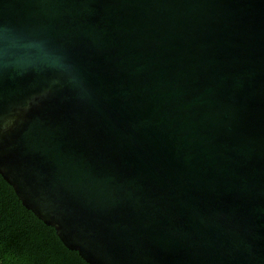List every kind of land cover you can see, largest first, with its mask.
<instances>
[{
    "label": "water",
    "instance_id": "95a60500",
    "mask_svg": "<svg viewBox=\"0 0 264 264\" xmlns=\"http://www.w3.org/2000/svg\"><path fill=\"white\" fill-rule=\"evenodd\" d=\"M0 176L87 264H264V0H0Z\"/></svg>",
    "mask_w": 264,
    "mask_h": 264
},
{
    "label": "trees",
    "instance_id": "16d2710c",
    "mask_svg": "<svg viewBox=\"0 0 264 264\" xmlns=\"http://www.w3.org/2000/svg\"><path fill=\"white\" fill-rule=\"evenodd\" d=\"M0 264H87L21 204L1 176Z\"/></svg>",
    "mask_w": 264,
    "mask_h": 264
}]
</instances>
